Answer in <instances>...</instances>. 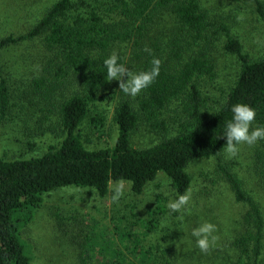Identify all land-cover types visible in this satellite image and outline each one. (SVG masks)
Wrapping results in <instances>:
<instances>
[{"label":"trees","instance_id":"1","mask_svg":"<svg viewBox=\"0 0 264 264\" xmlns=\"http://www.w3.org/2000/svg\"><path fill=\"white\" fill-rule=\"evenodd\" d=\"M254 2L264 21V3ZM226 19L204 0H54L28 31L0 39V125L16 93L4 72L3 51L39 40L45 57L30 85L53 104L64 131L38 156L0 157V264H32L23 234L47 193L80 186L103 198L122 178L140 195L164 175L176 196L191 189L194 160L224 151L222 133L233 104L254 107L257 125L264 126V54L250 52ZM114 50L136 70L150 68L153 56L161 60L158 77L136 97L118 94V81L107 80L103 60ZM219 51L233 55L236 67L226 83L209 86L221 75ZM113 103L116 133L110 142L107 105ZM142 127L175 132L136 146L133 139ZM100 139L104 143L96 145ZM260 143L257 154L264 166V140ZM219 170L244 207L239 226L244 230L229 239L234 251L229 258L233 264H261L263 209L236 171L222 163ZM165 201L161 192L155 207L143 213L129 203L132 218L120 219L112 229L93 225L85 237L89 246L77 253L78 264H183L170 247L183 234L162 227Z\"/></svg>","mask_w":264,"mask_h":264},{"label":"rangeland","instance_id":"2","mask_svg":"<svg viewBox=\"0 0 264 264\" xmlns=\"http://www.w3.org/2000/svg\"><path fill=\"white\" fill-rule=\"evenodd\" d=\"M53 1L0 0V39L8 34L28 31ZM204 1L212 12L224 13L232 32L250 52L256 53V56L264 54V21L256 11L254 0L236 3L233 0ZM260 1L264 3V0ZM42 50L40 41L33 40L3 51L2 62L6 64L4 72L16 93H12L11 109L0 125V157L12 160L38 156L48 145L58 143L63 138L61 120L53 104L42 100L29 81L31 77H37L35 73L39 72L36 68L39 59L45 57L39 54ZM44 52L48 50L44 49ZM217 56L221 75L209 86L219 87L232 76L236 62L233 55L224 51H219ZM114 88L118 94H122L118 82ZM46 107L47 110H44ZM107 108V126L111 136L106 140L113 142L116 133L112 119L114 103L107 105ZM168 121L171 124L174 122L173 119ZM253 126H258L256 121ZM172 132H175L173 127H142L133 142L136 146L153 144ZM100 140H97L96 145L104 143ZM260 146L258 140L252 145L241 144L235 157L229 158L222 151L219 157L194 160L189 166L193 180L186 212H170L167 208L168 200L175 198V194L169 179L164 175L150 182L140 195H135L130 185L126 184L125 194L118 202L111 200V188L115 182H112L109 194L103 198L94 190L90 191L91 188L80 186L62 187L47 193L41 208L36 211L23 234L32 264H78L77 253L89 246L85 237L93 225H105L112 229L120 219L132 218L129 203H135L139 213H143L142 209L155 207L156 197L161 192L166 195L164 203L168 211L163 219V230L168 229V234H183L180 240L176 239L173 247L169 245L171 251L173 248V252H176L174 258L183 264H233L229 258L233 251L229 249V239L239 229L244 207L236 201L230 185L219 170V163L237 172L264 212V166L257 154ZM150 189L152 192H149ZM156 190H159L158 193ZM179 216H183V220L178 219ZM203 221L217 226L215 234L218 239L207 252L195 247L194 238L190 235L191 229ZM243 230L241 226L239 231ZM164 231L159 233L160 236ZM168 242L171 243V239ZM260 263L264 264V247Z\"/></svg>","mask_w":264,"mask_h":264},{"label":"clouds","instance_id":"3","mask_svg":"<svg viewBox=\"0 0 264 264\" xmlns=\"http://www.w3.org/2000/svg\"><path fill=\"white\" fill-rule=\"evenodd\" d=\"M151 53L150 49H145ZM94 58V54L92 57ZM106 69L108 81L116 80L119 84V90L125 95L136 97L143 89L150 86L160 73L161 60L152 57L150 68L144 70H136L134 67L129 68L125 57L119 52L113 51L103 60ZM127 77V79H125ZM231 119L224 126L222 136L226 138L224 145L225 154L231 158L238 154L241 144L252 145L258 140H264V126H253L256 118V109L247 103H236L231 106ZM130 181L118 179L111 188L112 202H118L125 194L126 184ZM93 191L92 189H89ZM159 190H156L158 193ZM149 192H152L150 189ZM191 199V191L186 190L182 194H178L175 198H170L167 202V208L170 212L180 213L187 211V205ZM178 219L183 220V216ZM164 225L162 224V227ZM216 224L203 221L191 229V237L194 238L195 247L201 252H207L209 248L216 242Z\"/></svg>","mask_w":264,"mask_h":264}]
</instances>
